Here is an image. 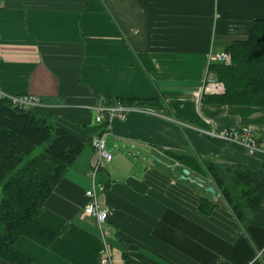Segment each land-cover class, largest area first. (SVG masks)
Returning a JSON list of instances; mask_svg holds the SVG:
<instances>
[{
	"label": "crops",
	"instance_id": "0c3cea01",
	"mask_svg": "<svg viewBox=\"0 0 264 264\" xmlns=\"http://www.w3.org/2000/svg\"><path fill=\"white\" fill-rule=\"evenodd\" d=\"M263 18L264 0H1L2 90L39 98L35 111L85 144L35 216L56 238L15 244L28 264H101L104 251L114 264H264V199L242 223L220 192L206 190L210 180L182 178L186 167L168 155L262 165L264 152L208 131L260 137L264 106L204 102L202 86L210 56L226 54ZM116 99L161 106L129 112L106 134L113 159L96 179L110 211L103 237L82 210L93 184L90 137L100 129L95 107ZM202 197L215 203L208 214Z\"/></svg>",
	"mask_w": 264,
	"mask_h": 264
},
{
	"label": "trees",
	"instance_id": "16d2710c",
	"mask_svg": "<svg viewBox=\"0 0 264 264\" xmlns=\"http://www.w3.org/2000/svg\"><path fill=\"white\" fill-rule=\"evenodd\" d=\"M229 63L212 62L208 69L222 83L220 94H204L208 103L264 106V18L253 22L250 34L225 49ZM126 105L157 109V99H116ZM112 100V102L116 101ZM36 107L13 105L0 98V262L28 264L15 244L27 237L43 246L56 233L36 221L40 207L82 152L85 144L38 114ZM172 160L201 175L220 192L234 215L247 223L264 199V161L260 167L201 161L187 153L169 152ZM193 173V172H192ZM201 177V178H202ZM215 207L202 197L199 209Z\"/></svg>",
	"mask_w": 264,
	"mask_h": 264
},
{
	"label": "built area",
	"instance_id": "2783aa9c",
	"mask_svg": "<svg viewBox=\"0 0 264 264\" xmlns=\"http://www.w3.org/2000/svg\"><path fill=\"white\" fill-rule=\"evenodd\" d=\"M1 2V0H0ZM230 56L226 52H216L210 56V64L212 62L229 63ZM202 91L206 94H220L224 91L222 83L217 81L216 77L208 69L206 78L204 80ZM0 98L8 99L13 105L21 107H38L41 105L39 98L35 96L24 95H10L4 92L0 86ZM153 108L138 106V105H126L118 100L114 102L101 101L95 107L94 122L100 129L90 137V145L94 150V162L92 163L90 170V177L92 178V188L86 190L87 203L84 205L82 215L92 218L100 232L104 237L108 231L106 228V222L110 215V211L106 206H102L98 199L100 191V184L97 176L105 165L112 161L113 154L106 150V134L110 130L112 123L115 120H124L129 112L132 111H144L152 112ZM211 135H215L227 141H236L242 143L248 152H264V134L260 137H256L252 130L245 129H229L218 133L210 132ZM101 264H114L109 251H104L100 258Z\"/></svg>",
	"mask_w": 264,
	"mask_h": 264
},
{
	"label": "water",
	"instance_id": "95a60500",
	"mask_svg": "<svg viewBox=\"0 0 264 264\" xmlns=\"http://www.w3.org/2000/svg\"><path fill=\"white\" fill-rule=\"evenodd\" d=\"M182 178H185V179H188V180H190L192 182H195L201 187H203L205 185V181L202 178H200V177H194V178L191 177L190 171L188 169H186V168H184L182 170ZM206 190L211 192V193L215 192V189H214V187L212 185L207 186Z\"/></svg>",
	"mask_w": 264,
	"mask_h": 264
},
{
	"label": "rangeland",
	"instance_id": "374dc122",
	"mask_svg": "<svg viewBox=\"0 0 264 264\" xmlns=\"http://www.w3.org/2000/svg\"><path fill=\"white\" fill-rule=\"evenodd\" d=\"M213 74V73H212ZM214 75V74H213ZM215 76V75H214ZM204 93V92H203ZM205 94V93H204ZM209 134H211L209 131H208Z\"/></svg>",
	"mask_w": 264,
	"mask_h": 264
}]
</instances>
